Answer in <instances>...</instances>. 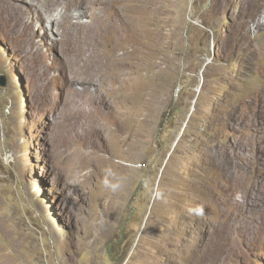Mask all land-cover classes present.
Listing matches in <instances>:
<instances>
[{"label": "rangeland", "instance_id": "rangeland-1", "mask_svg": "<svg viewBox=\"0 0 264 264\" xmlns=\"http://www.w3.org/2000/svg\"><path fill=\"white\" fill-rule=\"evenodd\" d=\"M140 1L108 26L112 80L81 108L62 7L0 0V264H264V227L215 256L203 232L209 149L251 137L231 119L264 86V0Z\"/></svg>", "mask_w": 264, "mask_h": 264}, {"label": "bare ground", "instance_id": "bare-ground-1", "mask_svg": "<svg viewBox=\"0 0 264 264\" xmlns=\"http://www.w3.org/2000/svg\"><path fill=\"white\" fill-rule=\"evenodd\" d=\"M143 5L140 0H45L40 14L62 7L60 19L52 20V24L58 30L61 23H66L58 30L59 34L65 44L74 45L83 58L82 78L76 79L81 88L74 89L78 104L81 105L87 99L91 86H96L97 90L112 80L110 68L114 66V59L106 58L100 52L103 38L110 33L108 26L127 24L128 17L139 12ZM74 8L81 15L73 16H79L80 19H83L85 9H99L104 15L94 27H90L78 18L71 20L68 17V11ZM0 13L9 18L14 16L11 7L2 3ZM256 23L264 24V13ZM68 26L73 29L67 31ZM83 27L86 29L81 30ZM67 37H75L76 41H69ZM106 48L113 54L110 46ZM100 74L102 79L99 78ZM231 124L234 128L247 130L251 137L243 142L244 153L228 150L221 143L215 144L208 151L209 162L216 171L217 178L204 187L208 210L203 218V232L207 233L204 238L205 246L213 247L214 256L217 253L227 254L237 240L241 243L244 241L243 236L251 233L244 231L239 234L241 230L254 231L264 227V86L256 113L246 108L236 110Z\"/></svg>", "mask_w": 264, "mask_h": 264}, {"label": "water", "instance_id": "water-1", "mask_svg": "<svg viewBox=\"0 0 264 264\" xmlns=\"http://www.w3.org/2000/svg\"><path fill=\"white\" fill-rule=\"evenodd\" d=\"M5 82H4V78H0V86H4Z\"/></svg>", "mask_w": 264, "mask_h": 264}]
</instances>
